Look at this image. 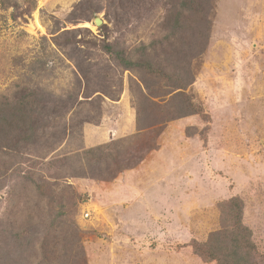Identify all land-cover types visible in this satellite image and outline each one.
<instances>
[{
	"label": "rangeland",
	"instance_id": "rangeland-1",
	"mask_svg": "<svg viewBox=\"0 0 264 264\" xmlns=\"http://www.w3.org/2000/svg\"><path fill=\"white\" fill-rule=\"evenodd\" d=\"M203 8L176 31L167 0H0V114L39 103L17 131L0 122V264H216L192 244L235 196L264 254V0ZM170 35L146 59L191 48L183 117L167 78L105 48L139 59Z\"/></svg>",
	"mask_w": 264,
	"mask_h": 264
},
{
	"label": "trees",
	"instance_id": "trees-1",
	"mask_svg": "<svg viewBox=\"0 0 264 264\" xmlns=\"http://www.w3.org/2000/svg\"><path fill=\"white\" fill-rule=\"evenodd\" d=\"M167 1L173 6V8H176L174 16H172L173 19H171L173 24H170L167 30L176 29V31H178L180 20L185 16L186 11H199L203 14L202 17H207V11L205 8L201 10L198 9L203 0ZM174 34L175 33H172V35ZM172 35L169 37L161 36L160 39L157 38L148 45H143L137 51L138 56L140 57L139 59H133L132 57L127 56L125 51L119 50L111 44H106L105 48L126 70H148L151 71L150 73L152 74H161L163 75V78H167L168 83L175 89L174 91L178 90L173 97V100L176 99L178 101L176 116L183 117L198 112L195 103L184 91L194 79L193 72H191V69L189 70V57L192 56L190 51L191 48L185 50L183 53L181 51L173 52L175 56L173 55L174 57L172 60H175L176 63L180 64L175 65V67L174 65H170V63H161L160 66H153L154 64H150L146 59L149 48L164 46L166 41L170 40ZM168 67H173V72H168ZM144 84L146 85V82ZM34 95L35 92H32L29 96H24L21 100L11 105L7 112L1 113L2 115L0 114V122L6 123L7 113H11L12 119L10 120V123L12 126H14L15 123L16 128L14 131H17V128L20 127H17L18 121L26 124L27 121L34 120L33 117L39 114V103L34 102ZM142 97L144 98L143 94ZM42 106H44L43 103ZM141 106H137V122L139 123L144 115V109ZM34 129L36 128H30L31 131ZM21 131L24 132L22 137L27 138L29 136L25 135L27 130L21 128ZM108 147L109 144H105L101 146L100 149L104 152ZM89 152L90 150L86 151V153ZM244 206V201L238 196L232 197L228 201L219 205L221 211V227L211 232L206 241H196L192 244L195 252L203 260L206 262H216V264H264V254L259 253L258 246L253 239V231L244 222Z\"/></svg>",
	"mask_w": 264,
	"mask_h": 264
},
{
	"label": "water",
	"instance_id": "water-1",
	"mask_svg": "<svg viewBox=\"0 0 264 264\" xmlns=\"http://www.w3.org/2000/svg\"><path fill=\"white\" fill-rule=\"evenodd\" d=\"M94 23H95V25L100 26L103 23V20L100 17H95Z\"/></svg>",
	"mask_w": 264,
	"mask_h": 264
},
{
	"label": "built area",
	"instance_id": "built-area-1",
	"mask_svg": "<svg viewBox=\"0 0 264 264\" xmlns=\"http://www.w3.org/2000/svg\"><path fill=\"white\" fill-rule=\"evenodd\" d=\"M84 216L86 218L90 216V210L89 209L84 210Z\"/></svg>",
	"mask_w": 264,
	"mask_h": 264
},
{
	"label": "bare ground",
	"instance_id": "bare-ground-1",
	"mask_svg": "<svg viewBox=\"0 0 264 264\" xmlns=\"http://www.w3.org/2000/svg\"><path fill=\"white\" fill-rule=\"evenodd\" d=\"M35 23V22H34Z\"/></svg>",
	"mask_w": 264,
	"mask_h": 264
}]
</instances>
